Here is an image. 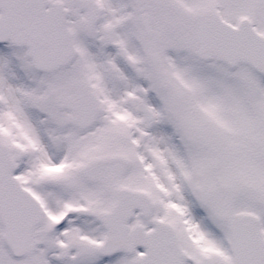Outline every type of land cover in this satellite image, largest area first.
<instances>
[{"label":"snow or ice","instance_id":"6c2138e0","mask_svg":"<svg viewBox=\"0 0 264 264\" xmlns=\"http://www.w3.org/2000/svg\"><path fill=\"white\" fill-rule=\"evenodd\" d=\"M0 264H264V0H0Z\"/></svg>","mask_w":264,"mask_h":264}]
</instances>
